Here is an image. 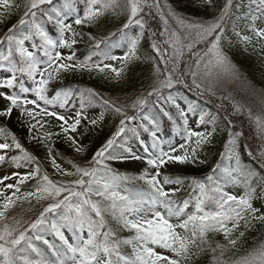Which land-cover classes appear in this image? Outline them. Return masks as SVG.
Masks as SVG:
<instances>
[{
  "label": "snow or ice",
  "instance_id": "1",
  "mask_svg": "<svg viewBox=\"0 0 264 264\" xmlns=\"http://www.w3.org/2000/svg\"><path fill=\"white\" fill-rule=\"evenodd\" d=\"M202 2L211 6L213 0ZM252 2L256 4L254 12L248 15V31L252 35H242L234 30L244 45L252 44L253 37L257 42L264 41V27L256 24L257 20L264 18V0ZM0 5L5 9L16 7L10 0H0ZM83 5L82 12H76L74 0H62L59 5L54 0H27L23 17L0 39V45L4 46L0 50V71L8 74L0 78V89L13 90L0 91V98L8 102L7 107L0 110V117H10L14 109L18 110L22 122L29 126L31 139L47 148L45 158L55 173L75 177L67 181L52 179L15 135L8 142V133L0 129V134L5 137L4 142H0V167L11 160L15 169L31 168L24 173L14 171L0 177V264H190L206 251L212 253V264H264V243L238 259L225 258L245 235V232L238 231L241 225L247 230L253 222H264V213L253 206L257 197L251 180L256 174L243 167L239 156V145L244 137L242 121L237 125L229 119L226 152L212 170L213 175L206 177L211 183L192 179L194 191L199 190L191 205L194 211H187L190 207L188 200L178 202L174 199L181 190L177 186L184 183V178L168 172L172 166L204 163L199 159V153L211 142L218 126L215 116L202 113L199 123L211 124V130L189 128L188 112L195 109L190 104L182 106L185 96L178 94L181 91H194L200 97H216L222 102L228 100L232 109L228 115L232 117L247 112L261 141L257 157L264 163V119L253 117L251 110L233 100L230 94L217 96L214 91L224 78L235 77L234 66L225 50L226 44H232L225 33L232 0H227L219 15L211 20L181 17L168 5L162 8L161 0H83ZM66 8L74 12L71 18H67ZM125 11L126 20L116 32L109 37H90L96 41L94 50H99L104 60L121 61L120 69L106 63L101 67L100 63L90 64L88 61L64 62L74 59V52L65 56L60 51L61 48L72 49L77 42L78 33L74 26L98 24L109 14L119 16ZM157 16L159 22L153 27ZM45 25L58 29L55 38ZM146 35L150 37L149 47L155 53V56L146 57L153 64L150 90L136 96L127 107L117 106L99 93L89 91V106L93 98L98 99L101 106L119 114L122 119L117 131L90 160L85 163L69 160L72 170L63 168L57 163L49 142L53 136L63 135L75 154L85 152L86 146L81 140L84 132L79 130L82 120L87 117L84 103L72 116L49 110V105L55 107L57 103L64 107L72 94L63 91L57 92L53 100L48 98V85L53 74L58 76L60 72L78 69L104 72L111 68L115 77L120 78L128 64L141 59L138 51ZM111 36L117 39L113 41ZM26 41L31 42L32 50L26 46ZM101 44L105 45L104 49ZM200 45L205 47L201 49ZM113 47H124L126 51L121 56L113 55ZM40 51L46 59L38 56ZM18 74L32 81L38 99H29L25 95L28 89L18 82ZM206 80L211 81L207 87ZM17 88L18 92L15 91ZM29 105L33 107L29 108ZM129 108L132 115L128 114ZM25 116L29 120L24 121ZM45 116L55 118L60 131L48 130L43 137L32 135L37 124L54 127L49 121L42 123L36 119ZM165 118L176 125L183 142L177 145L161 138V121ZM98 119H103V113ZM98 119H92L91 125L95 126ZM33 120L36 122L32 123ZM137 120L135 126H130ZM126 132L140 143L142 154L126 147V140L118 142ZM142 133L149 134L151 144L141 139ZM16 150L17 155H9ZM248 155H253L251 150ZM225 158L228 161L226 166L222 163ZM128 161H139L145 168L138 175H129L112 167L113 163ZM8 180H15V183L5 184ZM29 181H35L28 184L34 190L21 193V187ZM134 183L144 187L132 191L130 185ZM166 185L173 187L166 188ZM229 185L243 186L244 194L229 193L225 190ZM10 189L13 191L6 195ZM33 200L37 204L46 202L34 220L25 221L22 217L9 215L18 203ZM113 224L117 227L114 228ZM117 228L134 235L121 239ZM48 234L54 237L53 241L46 238ZM218 234L223 235L226 244L210 239ZM34 241H41L47 250L38 247ZM122 245H131L133 255L122 253Z\"/></svg>",
  "mask_w": 264,
  "mask_h": 264
},
{
  "label": "trees",
  "instance_id": "2",
  "mask_svg": "<svg viewBox=\"0 0 264 264\" xmlns=\"http://www.w3.org/2000/svg\"><path fill=\"white\" fill-rule=\"evenodd\" d=\"M223 1L225 4L227 3V0ZM239 1L243 6V12H241L240 15L243 18L246 17L247 20L245 21L242 20V18H239L235 21V19L227 20L226 18L225 26L227 28V36L228 39L232 41V44H226L225 48L230 55L231 62L240 70L242 75L264 91V41L257 42L256 38L253 37L252 44L244 45L239 42V38L234 34L235 30V32H239L242 35H252L248 31V15L254 12L256 4L253 3L252 0ZM10 2L16 5V7L5 9L3 6L0 11V13H3V15H0V21H2L0 22V39H3L8 32V29L12 28L13 25H17L19 20L23 17L25 10L24 5L27 3V0H10ZM61 2L62 0H54V3L57 5H59ZM77 4H83V0H78ZM164 5L170 6L173 11L182 17H186V15H188L190 17L195 16L194 19H198V16H200L196 7L192 2H190V0H161L162 8ZM77 7V12H82L83 8H79V6ZM164 10L167 11V8H164ZM155 11L156 10L153 9L154 13ZM125 20V13L119 16L109 14L102 18L101 22L98 24L86 23L84 25H79V28L76 31L78 33L76 37L77 42L71 49L74 52V59L71 63H82L84 61H88L90 64H94L102 56V54L99 50H94L93 46L96 41L90 39V37H109L111 33L116 32L118 28L122 27ZM158 22L159 17L157 16L156 20L153 21V27H156ZM47 28L49 33L53 36V38H55L58 34V29L51 25H47ZM110 38L113 40L116 38V36H111ZM149 41L150 37L146 35L144 40L141 41L138 51V55L141 57V59L128 64L120 78L115 77V74L111 71V68L105 69L104 72H99L95 69L92 71L78 69L66 73L62 78L60 87H57L56 84L48 85L47 96L50 97L51 100L55 98L57 92L71 91L72 94L64 107L72 106L77 99L79 101L78 103L80 108L82 103L85 105L84 115L87 117V119L82 120L79 131L84 132L81 140L87 145V152L81 157L73 158L67 144L62 138H52L51 142H49V146L53 148V152L56 153L57 158L62 160L66 166L71 167V165L68 163L69 160L80 163H85L90 160L95 152L99 150L106 143V141L113 136L119 127V114L101 106L98 99L93 98L91 106H89V91L99 93L102 97L114 102L117 106L127 107L131 104L132 100L138 93L148 89V80L153 71V64L152 61L147 60L146 57L149 55L155 56V53L149 47ZM36 43H40L38 38ZM100 47L101 49H104L105 45L101 44ZM38 53L40 54L39 57L46 59V57L43 56L42 51ZM109 65L117 69L122 67L121 61L119 60H116ZM181 68H183V65H181ZM24 78L26 81L29 80L26 76ZM19 80L20 78L18 77V81ZM178 94L185 96L183 102L187 105L190 104L195 109L192 111L194 113L200 114L204 113V111L205 113L216 111L215 117L217 118L218 126L216 132L212 136L211 142L206 144L199 153V159L203 160L204 163L197 162L195 164L189 163L182 165L180 172L174 174L184 178V183L177 186L180 187L181 190L176 194L174 199H176L178 202L188 200L190 207L187 211L192 212L193 207L191 205L194 204L195 197L198 192V189L195 191L193 189L191 184L192 179L195 178L200 181L205 180L206 184L211 183L206 179V177L213 175L212 170L215 168L218 162H221L222 154L226 152L225 146L228 143L227 133L230 128L228 121L231 119L233 123L237 125H239L241 121L243 122L242 130L244 132V137L242 138L239 145V156L243 167L251 169L256 174L251 180V186L255 189L257 197L253 200V206L260 209V213H264V163L260 162L257 157L261 141L256 135L254 122L249 121L248 115L245 114L236 118L228 115V113L232 111L229 103L222 101L217 103L214 100L204 101L203 99H200L198 96H196L194 91L188 93L181 91ZM95 109L102 111V120H99V117L95 115L89 114V111ZM128 114H133V111L130 108L128 110ZM92 119H98V123L95 126L91 125L90 123ZM0 129H4L8 133V142H11L10 137L15 135L16 139L20 141L23 147L40 161L42 169L47 170L49 176L51 173H53V176H50L52 179L62 180L61 176L56 174L54 169L51 168V164L47 163L45 160L47 148L43 143L31 139L29 130H26L23 126H21L18 121L12 120L11 116L0 117ZM160 132L163 139L171 140V142H173L175 133H177V128L172 121H168L165 118L161 121ZM32 135H38L40 137L44 136V134L37 133L36 131H33ZM142 136L146 142L151 144V138L148 133H142ZM0 138L3 141L5 140L3 134H0ZM125 140L126 137L121 136L119 137L118 142ZM137 145L141 148L140 143H137ZM125 146L128 147V142ZM249 150L252 151V156L248 155ZM17 154L18 150L9 153V155ZM222 163L226 166L228 164L227 159L225 158ZM112 167L118 169L121 173H127L129 175H138L142 172V170L121 166L119 163H113ZM34 183L35 181H29L27 184L22 186L21 193L31 191L28 184ZM236 186L238 189H241L244 194L245 188L241 185ZM140 187L144 186L142 184L134 183L130 185V190L135 191ZM228 187H233V185H229ZM0 201H2V198ZM44 205L45 202L37 204L35 200H33L31 203H18L12 210H10L9 215L16 216L17 218L22 217L25 221L34 220ZM112 226L114 228L117 227L115 224ZM238 231L245 232V235L243 238H241L235 249H230L226 253V259H236L248 251L254 250L264 242V222H253V226L247 230L243 227V225H241ZM117 234L121 239L130 238L134 235L133 233H129L126 230H120L118 228ZM236 235H238V232ZM210 239L221 244L227 243L221 234L210 237ZM44 248L46 249V246ZM121 251L126 255H133L131 245H122ZM190 264H212V253L210 251H206L198 258H194Z\"/></svg>",
  "mask_w": 264,
  "mask_h": 264
},
{
  "label": "rangeland",
  "instance_id": "3",
  "mask_svg": "<svg viewBox=\"0 0 264 264\" xmlns=\"http://www.w3.org/2000/svg\"><path fill=\"white\" fill-rule=\"evenodd\" d=\"M194 2H195V5L200 10L203 11V8H204L205 4L202 2V0H194ZM75 6H77V5L75 4ZM2 7H3V5H0V10H1ZM79 7H82V5H80ZM222 8H223V5H222V2L221 1H219V0H213L212 5L209 6L208 11H206L203 14V16L208 17L206 20H211V19L215 18L217 15H219V13L222 10ZM125 14L127 15L126 11H125ZM72 16L73 15H68L67 18H71ZM256 24H257L258 27H263V25H264V19L262 18L261 20H257L256 21ZM74 28H75V31H76L77 28H78V25L74 26ZM133 34H135V33H133ZM26 46L29 47V50H32V48H31V42H27L26 41ZM199 47L201 49H203L205 46L204 45H200ZM60 51L65 56H67L70 53H72V50L71 49H66V48H61ZM125 51H126V48H124V47H114V48L111 49V54L120 56V55L124 54ZM228 57L230 58L229 54H228ZM64 62L71 63V61H64ZM108 62H112V60H104L103 61V63H108ZM232 65L234 66L235 77H226V78H224L214 88V91H216L217 96H220V95H225L226 96V95H229L230 94L233 100L241 102L242 104H244L246 106L247 109H250L253 117L259 116L260 118L264 119V91H262L253 82L248 81L247 79H245L243 77V75L241 74V72L239 71V69L233 63H232ZM68 72L69 71L60 72L58 76L54 73L53 74V79L51 81L59 84L60 83L59 81ZM6 75H8V74L5 73V72H3V71H0V78H3ZM38 79H39V75H37V80ZM148 81H149V85H150L151 84V76H150V78H149ZM210 83H211V81H207L206 80L205 81V87H207ZM26 88L28 89V92H26L25 95L29 99H38L36 97V95H35V91H34L35 85L32 83V81H31V84H29V86H26ZM146 90H150V88L148 87V89H146ZM0 91L11 92L13 90H11V89H0ZM143 92H145V90L144 91H141L136 96L142 94ZM195 95L198 96L200 99H203L204 101L214 100L215 102L220 103V100L217 99L216 97H209V96L200 97L196 92H195ZM48 98L50 99V97H48ZM223 102L229 103L228 100H224ZM7 103L8 102H6L3 98H0V110L5 109L7 107ZM39 103H41V105H43V102L42 101H39ZM184 105L185 104H182V106H184ZM28 107L29 108H32L33 106L29 105ZM49 110L50 111H53V110L54 111H57L59 114H64L66 116H72V115H74L78 111V106L69 107V108H63V107H60L59 104H56L55 107L49 105ZM203 110H204V108H203ZM173 112H174V109H173ZM204 113H205V111H204ZM96 114L97 115H100V112L99 111H96ZM210 114L212 116H216V111H211ZM200 115L201 114H195V113H189L188 112V127L191 128L194 131H210L211 128H210L209 125H201L199 123V116ZM245 115H247V112H245ZM234 118H236V117H234ZM12 119L19 121V123L21 125H23L25 127V129L29 130L28 124L22 122V118H21L20 112L18 110L15 109V111H14V113L12 115ZM36 119L37 120H41L42 123H43V121H49L52 125H54V127H51L50 128L48 124H45L44 127H41V124H37L36 129H34L33 131H36L38 133H43V134L46 131H48V130H51V131H54V132H59L60 131L59 124H58V122L55 121V118L45 116L43 118L37 117ZM118 119H122V117L119 115L118 116ZM23 120L24 121H27V120H29V118L25 116L23 118ZM35 122H36L35 120L32 121V123H35ZM131 125L132 126H135L136 125V122L133 121L131 123ZM126 136H127L128 140H129V145H130V148L132 149V151L133 152H136L137 154H142V151H140L139 148H137L136 144L134 143V138L130 137V135L127 132H126ZM53 137H62L63 138V135H61V136H53ZM141 139H142V137H141ZM227 139L229 140L228 133H227ZM0 142H2V141L0 140ZM181 142H183L182 138H179L177 136L175 138L174 144H177L178 145ZM66 144H67V142H66ZM165 147H167V146L165 145ZM70 150H71V155L73 157H77V156H80V155L84 154L87 151V148H86V151L85 152L80 153V154H75L71 148H70ZM53 155L55 156L54 153H53ZM46 156H47V154H46ZM47 161L50 163L49 160H47ZM57 163H59V164H61V166H63L62 162L57 161ZM120 164L123 165V166H125V167H131V168H135V169H143L144 170V168H145V165L142 164V163H140L139 161H128V162H124V163H120ZM181 167H182V165L172 166V167H170L168 169V172L169 173L179 172L181 170ZM63 168L68 169V170H72V168H68V167H63ZM30 170H31V168L15 169L12 166V162L11 161H8V163L6 165H4L3 167H0V177H3L5 174H9L10 175L14 171H19L21 173H24V172H27V171H30ZM61 178L63 180H65V181H67L68 179H75V177L67 178V177H62V176H61ZM7 183H15V180L5 181V184H7ZM166 188H168V187H166ZM31 190H34V189H31ZM225 190L228 191L229 193L234 194V195H237V196H241L242 195V192L240 190L238 191V190H236L234 188H226ZM10 191H13V190H11V189L10 190H7L6 194H9ZM172 222L175 223L176 221L173 220ZM65 234L66 235H69V237H70V234L68 232H66ZM46 238L49 241H53V239H54V237L51 234L46 235ZM34 243L38 247H40L39 246V243H36L35 241H34ZM57 243H58V241H57ZM157 251H161V250L159 248H157ZM250 251H252V250H250ZM250 251H248V252H250ZM247 253H245L244 255H246ZM244 255H241L238 258H240V257H242ZM238 258H236V259H238Z\"/></svg>",
  "mask_w": 264,
  "mask_h": 264
}]
</instances>
